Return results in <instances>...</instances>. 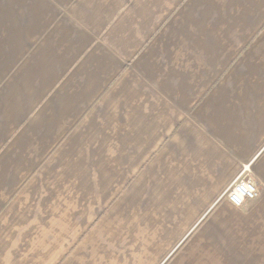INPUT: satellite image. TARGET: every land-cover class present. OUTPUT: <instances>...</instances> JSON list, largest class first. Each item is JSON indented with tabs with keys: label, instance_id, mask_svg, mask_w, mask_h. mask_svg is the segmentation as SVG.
<instances>
[{
	"label": "crops",
	"instance_id": "obj_1",
	"mask_svg": "<svg viewBox=\"0 0 264 264\" xmlns=\"http://www.w3.org/2000/svg\"><path fill=\"white\" fill-rule=\"evenodd\" d=\"M0 264H264V0H0Z\"/></svg>",
	"mask_w": 264,
	"mask_h": 264
},
{
	"label": "built area",
	"instance_id": "obj_2",
	"mask_svg": "<svg viewBox=\"0 0 264 264\" xmlns=\"http://www.w3.org/2000/svg\"><path fill=\"white\" fill-rule=\"evenodd\" d=\"M259 195L260 191L251 161L241 167L220 198L226 197L235 206H243L248 201H255Z\"/></svg>",
	"mask_w": 264,
	"mask_h": 264
}]
</instances>
